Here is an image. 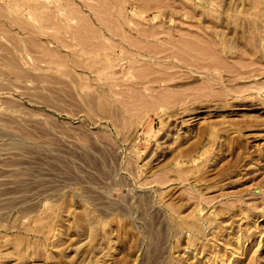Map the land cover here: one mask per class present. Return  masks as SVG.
Here are the masks:
<instances>
[{
  "label": "rangeland",
  "instance_id": "1",
  "mask_svg": "<svg viewBox=\"0 0 264 264\" xmlns=\"http://www.w3.org/2000/svg\"><path fill=\"white\" fill-rule=\"evenodd\" d=\"M0 264H264V0H0Z\"/></svg>",
  "mask_w": 264,
  "mask_h": 264
},
{
  "label": "bare ground",
  "instance_id": "2",
  "mask_svg": "<svg viewBox=\"0 0 264 264\" xmlns=\"http://www.w3.org/2000/svg\"><path fill=\"white\" fill-rule=\"evenodd\" d=\"M137 24H138V23H137ZM141 27H142V26H141ZM141 27H140V28H141ZM117 28H118V27H117ZM132 28H133V27H132ZM144 29H145V28H144ZM110 30H111V29H110ZM148 32H149V31H148ZM160 32H161V31H160ZM152 34H153V33H152ZM155 35H156V34H155ZM134 38H135V37H134ZM141 41H142V40H141ZM114 42H115V41H114ZM95 43H96V42H95ZM186 43H187V42H186ZM208 43H209V42H208ZM83 44H84V43H83ZM171 44H172V43H171ZM153 45H154V44H153ZM139 46H140V45H139ZM147 46H148V45H147ZM192 46H193V45H192ZM195 46H196V45H195ZM143 47H144V46H143ZM141 48H142V46H141ZM153 48H154V47H153ZM181 48H182V47H181ZM204 48H205V47H204ZM124 49H125V48H124ZM184 50H185V49H184ZM188 52H189V51H188ZM189 54H190V53H189ZM173 55H174V54H173ZM213 55H214V54H213ZM124 56H126V55H124ZM91 57H92V56H91ZM164 57H165V56H164ZM130 58H131V56H130ZM132 60H134V59H132ZM92 61H93V60H92ZM92 61H91V62H92ZM134 61H135V60H134ZM136 61H138V60H136ZM108 63H109V62H108ZM141 65H142V64H141ZM168 66H169V65H168ZM165 67H166V66H165ZM127 68H128V67H127ZM148 68H149V67H148ZM145 71H147V70H145ZM140 72H142V71H140ZM143 73H144V72H143ZM143 73H142V74H143ZM140 75H141V74H140ZM145 75H146V74H145ZM156 78H157V77H156ZM150 80H151V78H150ZM164 95H165V94H164ZM131 96H132V95H131ZM135 97H136V96H135ZM168 97H169V96H168ZM168 97H167V98H168ZM147 100H148V99H147ZM147 224H148V223H147ZM151 247H152V246H151Z\"/></svg>",
  "mask_w": 264,
  "mask_h": 264
}]
</instances>
